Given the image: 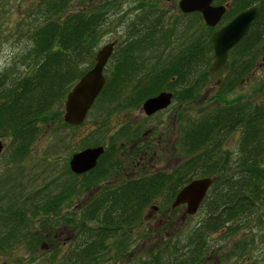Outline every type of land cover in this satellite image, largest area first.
Here are the masks:
<instances>
[{
	"label": "trees",
	"instance_id": "obj_1",
	"mask_svg": "<svg viewBox=\"0 0 264 264\" xmlns=\"http://www.w3.org/2000/svg\"><path fill=\"white\" fill-rule=\"evenodd\" d=\"M71 1L48 0L43 5L40 14L46 15L47 19L35 26L29 35L34 42L30 49L33 51V63H27V71L14 78H8L6 73L0 74V135H5L14 145L12 159L24 158L44 123L48 125L59 118L60 106L67 92L86 70L102 37V26L109 11L108 0L104 5L107 8L102 5L69 10ZM133 1L132 8H137L134 19L128 21L124 39L116 44V47L124 48L125 62L136 60L133 55L138 53L136 57H139L144 50H154L160 43L163 46L168 44L173 30L172 27L168 30L162 28L163 13L159 12L156 0ZM235 2L230 0L220 20L226 22L249 3L257 5V15L246 35L229 51L231 62L227 65L230 64V68L219 82L215 105L180 130L178 141L183 145L184 154L189 156L174 173L154 174L113 188L109 186L107 193L104 189L88 193L79 207V220L91 223V226L81 228L82 237L87 238L83 253L89 254L93 247L97 255H105L112 250L124 255L127 232L142 222L146 207L159 198V207L163 202L170 205L178 187L195 174L204 177L214 175L211 187L199 206L203 212L200 220L190 228L182 242H164L151 251L142 264H197L205 251L209 234L222 228L235 232L237 227L258 213L260 204L264 205V78L258 86L255 100L248 96L219 100L223 90L252 74L254 53L264 49V0H243L234 13L231 11L236 6ZM192 14L201 20L199 13ZM213 28L206 26L208 32ZM209 36L198 35L177 46L166 65L145 69V72L144 69L127 70L129 77L145 79L139 97L152 94L165 78L174 76L176 100L194 99L211 74L209 66H204L212 58ZM163 50L162 47L160 53ZM247 54L252 58L248 56L249 59L244 60L243 55ZM110 98L111 94H108V101ZM231 137L234 138V148L229 153L222 149V144ZM83 188L88 189L81 183L80 190ZM70 192L69 185L61 187L56 195L50 196L48 203L38 205L36 212L58 215V207L72 197ZM167 210L170 213L175 211ZM17 213L11 210L6 216L0 215V220L6 221L10 216L14 217V223L28 221L26 213ZM90 232L94 234L91 235L93 242ZM110 240L112 243L108 245ZM3 242L2 237L0 243ZM99 262L97 260V264Z\"/></svg>",
	"mask_w": 264,
	"mask_h": 264
},
{
	"label": "rangeland",
	"instance_id": "obj_2",
	"mask_svg": "<svg viewBox=\"0 0 264 264\" xmlns=\"http://www.w3.org/2000/svg\"><path fill=\"white\" fill-rule=\"evenodd\" d=\"M47 1L0 0V74L1 72L6 73L8 78H14L18 74H24L27 71V63H33V51L30 52V49L32 50L34 42L29 35L35 26L47 19L46 15L40 14V10L43 9V5ZM132 1L108 0V17L102 26V37L96 50L102 44L114 43V41L120 42L124 39L126 25L129 20L134 19ZM177 1L156 0L159 12L163 13L162 28L166 30L173 28L172 37L169 38L168 44H164L166 52L170 51L172 54L176 52V47L182 45L183 42H189L198 35L209 36L215 28L214 26L208 32L202 19L199 20L192 13L184 15L179 12ZM235 1L236 6L234 5L231 11H235L234 13L237 12V8L243 0ZM229 2L230 0H213L212 4H227L228 6ZM105 3H107V0H72L69 2L68 8L70 10L83 6L86 8H90V6L102 7ZM222 21L220 20L217 26L223 24L224 21ZM158 45L153 51H147L145 54L151 57L154 56V52L156 54L158 51L160 52L163 45L162 43ZM158 47L161 48L158 49ZM257 52L254 53V58L249 54L243 55L244 60L249 59L248 56L252 58L255 68L252 74L246 75L239 84L234 85V89L223 90L220 93V102L223 100L229 101L240 96H248L253 100L258 97V86L264 78V59H262L264 49L260 52L257 50ZM211 59L208 64L204 65L205 68L210 65ZM230 59L231 57H228L216 73H211L207 77V83L203 85L194 99L182 102L172 99V104L167 108V112L157 114L161 121L160 127L162 130L164 126L169 125L168 118L175 108L181 110L176 125L173 123L169 127L173 132L176 130L177 135L189 121L194 120L202 112L211 108V105L214 104L213 99L219 96V84H217L213 96H206L205 90L212 86L217 79L221 80L224 77L230 68V64L227 65L231 62ZM92 62H94V55L85 68L87 69ZM136 69L134 67L133 71ZM101 100L94 103L88 114H86L85 120L79 126L68 125L66 121L64 122V111L60 106L62 109L59 118L50 121L48 125L44 123V127L35 138L30 151L20 160L11 158L14 145L10 143L9 138L5 135H0V139L5 145L4 152L0 157V215L2 217L6 216L11 210L15 213L22 211L26 213L28 218V221L22 223L20 221L14 223V217L10 216L6 218V221L0 220V241L2 237L4 241L0 243V264L28 263L24 260L23 255L30 252L28 250L31 246H28L26 242L34 237L31 233L34 229L30 226V223L39 222V220L40 222L44 221L45 215L37 213L35 209L38 205L47 203L50 196L56 195L58 189L64 186L62 184H66L69 180H65L66 177L57 178L64 169L67 157L84 144H104L110 132L123 125L124 122H128L129 117H137V119L141 117L140 100L128 105L124 104L125 102L121 103V101L108 102L107 104ZM155 121L156 117L149 124L146 122L143 127L145 128ZM229 141L230 138L225 142L223 149L230 153L234 148V144L229 143ZM171 158L172 156L169 157L165 151H160L156 167L168 166L172 162ZM88 195V192L76 193L75 196L67 198V203H70V206L74 204L78 206L79 202L87 199ZM160 202L161 199L159 198L151 204L156 208L158 207L157 210L152 209V206L146 207L142 222L134 225L127 232L128 240L125 242V254L122 255L113 250L106 252L108 260L102 264H142L148 258L149 253L162 246L164 242H182L190 228L200 220L203 213L198 208L195 214L181 220L183 204L168 215L169 205L163 202V206L160 205L159 207ZM164 205L167 206L164 207ZM258 210L257 214L237 227L235 232H228V230L222 228L209 234L204 247L205 251L202 254L203 260H199V264H264V205L260 204ZM167 216L168 219H166ZM22 224L24 225L22 226ZM12 226H14L13 230L11 229ZM9 238L14 241H8ZM15 240H19V242L16 243ZM110 243H112V240L109 241L108 245ZM114 253L118 254L115 255Z\"/></svg>",
	"mask_w": 264,
	"mask_h": 264
},
{
	"label": "flooded vegetation",
	"instance_id": "obj_3",
	"mask_svg": "<svg viewBox=\"0 0 264 264\" xmlns=\"http://www.w3.org/2000/svg\"><path fill=\"white\" fill-rule=\"evenodd\" d=\"M255 5L256 4L251 5L249 3L247 4L246 8ZM142 9L146 10L145 8ZM132 10L136 11L137 8H133ZM221 25L218 26L216 25L215 28L217 29ZM117 43L118 42L114 41L111 52L106 62L103 64V68L101 70V74L103 77V85L100 91L98 92V94L96 95V97L94 98V100L92 101V104L87 110L86 114H88L94 103L100 99H102L101 101H105L107 104L108 102L112 103V102L121 101V103L125 102L124 104L126 105L132 104L137 100H140L141 101L139 102L140 108L142 102L146 98L154 96L156 95V93L158 94L160 92H168L171 94V100L166 107L156 110L155 112H152L150 114L148 113L145 114L141 109L142 111L141 117H139L138 119L137 117H129L130 119L128 122H124L123 125L117 127V129H114L112 132H110V135L108 136L107 141L104 144H98V143L92 145L88 143L87 145L84 144L81 148H79L77 151H75L69 157H67V162L64 165V169L61 171V174L57 178L66 177L65 180L69 179L66 182V184L63 183L62 185L70 186L71 188L70 193H73L71 196H75L76 193L79 192L98 193L103 189H104V193L105 192L107 193L109 186L113 188L125 182L137 181L154 174L155 175L160 173L169 174L170 172L174 173L176 172V168L180 167L182 162H184L187 156H189L184 154V151L182 149L183 145L180 144V142L178 141L180 132L177 135L176 130H174L173 132L169 127V125L173 123L176 125V120L177 117L179 116L181 109L175 108L171 112V115L168 118L169 125L164 126L163 130L160 127L161 121L157 117V114H161V113L163 114L167 112V108H169L172 104V99L176 101L177 83H175L176 79L174 78V76L169 77L168 79L165 78L159 87L153 89L152 94L142 98L141 96L139 97V95L141 94L140 91L144 88L143 82H145V79L143 77L131 78L129 77V72L127 71V70H133L134 67L137 69L139 68L154 69V68H158L160 65H166L168 63L167 59H169V56L172 53H170L169 50H168L169 52L167 53L166 47L163 46V48L164 47L165 48L161 53L159 51L157 52V54L154 52V56L148 57L145 54V52L153 51V50L147 49L144 50V52L140 53L141 55H139V57H136L138 53L133 55L132 57L136 60H128L125 62L123 60L126 59L125 50L124 48L116 47ZM160 48L158 47V49ZM230 50H228L227 52L226 60L228 58ZM211 57H212V48H211ZM93 64L94 63L92 62L90 65H88V68L85 71L89 70L93 66ZM79 77L76 79V81L79 79ZM219 82L220 80L217 79L212 86L208 87V89L205 90V95L206 96L208 95V97L213 96L215 88L217 87V84H219ZM103 86H104V90L101 91ZM231 88L234 89V87ZM108 94L109 95L111 94V98L109 99V101H108ZM237 98L239 99V97ZM65 99L66 96L64 98L63 104L61 105L63 111H64ZM214 101L215 99H213V102ZM214 105L215 104L211 105V108ZM107 113L108 110L106 114ZM86 114L85 117L87 116ZM155 117H156V121L153 124H150L145 128L143 127V125H145L146 122H148L149 124V122L152 121ZM107 118H108V114H107ZM140 121L142 122L139 123ZM231 139L229 143L232 144L233 137H231ZM224 144L226 143L222 144L223 148H224ZM97 146L101 147L102 151L95 159L94 165L84 170L81 173L74 172L70 165V161L72 157H74L73 155L76 152H79L85 148H94ZM4 147L2 154L4 152ZM160 151H165L169 155V157L172 156L171 158L172 162H170L168 166H164L163 168L156 167V163H158L159 161ZM201 177L204 176L195 174L194 176L191 177L190 180ZM210 177H213L214 180V175ZM81 183H84V187L87 186L88 189L83 188L82 190H80ZM183 185L181 184L178 187L177 191ZM210 187L211 186H209L206 193L208 192ZM82 202L83 201L79 202L78 206L75 204L70 206L69 205L70 203L68 204L66 200L60 205V207H58V211H59L58 215H55L54 213H49L44 215V218L48 219L47 221L44 220L40 222L39 220V222L30 223V226L34 229L31 231L34 237L31 238L29 242H26L28 246H31V248L28 250L30 252L23 255L24 260L28 262L27 264H97V260L100 261L99 264H102L103 262H107L108 255L106 254L97 255L96 253L93 252V247H92V252H90L89 254L83 253V250L85 251L86 250L85 247H87L86 245L87 238L86 236L82 237L83 232L81 228L91 226V223H87V222L82 223L81 220H79V216H80L79 207H81ZM179 206H177L174 209H177ZM169 209L174 210L171 209L170 207ZM74 213H76V215H74ZM172 213L167 212L168 215ZM166 219H168V216L166 217ZM23 225L24 224H22V226ZM91 235H94L93 232H90V238H91L90 240L91 242H93L94 238ZM8 241H14V240L9 238ZM15 242L17 243L19 242V240H15ZM202 260L203 259L201 258L200 261ZM197 264H199V262Z\"/></svg>",
	"mask_w": 264,
	"mask_h": 264
},
{
	"label": "water",
	"instance_id": "obj_4",
	"mask_svg": "<svg viewBox=\"0 0 264 264\" xmlns=\"http://www.w3.org/2000/svg\"><path fill=\"white\" fill-rule=\"evenodd\" d=\"M212 1L178 0L177 8L179 12L184 14L199 13L206 26L214 27L219 22L221 16H223L227 4L214 5ZM257 11L258 7L256 5L250 6L237 12L224 24L211 32L209 40L212 48V61L208 67L210 73H216L224 65L228 50L246 35L251 22L257 15ZM113 44V42L102 44L94 54L93 66L85 71L71 86L64 103L63 120L67 124L79 125L84 120L87 110L103 85L101 70L111 52ZM262 59H264V56ZM170 100V93H156V95L148 97L142 102L141 109L145 114H150L166 107L170 103ZM3 147L4 142L0 139V157ZM101 151L102 148L97 146L76 152L70 161L72 170L76 173H81L90 168L94 165L95 159ZM212 180L213 177H201L188 181L176 192L170 202V208L174 209L183 204L182 219L185 216L195 214ZM152 209H156V206H152Z\"/></svg>",
	"mask_w": 264,
	"mask_h": 264
}]
</instances>
